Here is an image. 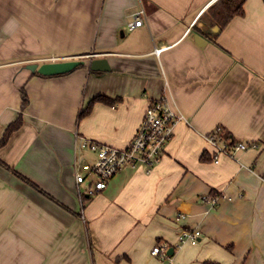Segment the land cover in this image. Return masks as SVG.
<instances>
[{
	"label": "crops",
	"instance_id": "obj_1",
	"mask_svg": "<svg viewBox=\"0 0 264 264\" xmlns=\"http://www.w3.org/2000/svg\"><path fill=\"white\" fill-rule=\"evenodd\" d=\"M217 1L0 0V139L23 116L0 147L11 167L0 164V264H165L157 244L172 264H264V0H245L223 27L209 13ZM140 8L144 24L130 29ZM100 57L109 70L89 68ZM66 59L85 63L26 67ZM100 95L112 103L81 116ZM162 96L185 119L158 162L81 198L75 163L96 157L83 140L126 148ZM220 131L259 147L215 160L206 136L222 142ZM194 228L199 241L179 244Z\"/></svg>",
	"mask_w": 264,
	"mask_h": 264
},
{
	"label": "built area",
	"instance_id": "obj_2",
	"mask_svg": "<svg viewBox=\"0 0 264 264\" xmlns=\"http://www.w3.org/2000/svg\"><path fill=\"white\" fill-rule=\"evenodd\" d=\"M145 10L132 12L128 22L130 29L144 24ZM158 51V50H157ZM56 59V58H55ZM185 119L171 108L167 98L162 96L151 102L144 113L143 119L135 132L132 140L126 148L120 149L114 146L99 144L89 140H83L81 146L95 153V159L84 164L75 163L77 192L81 198L93 196L105 189L109 180L125 167H145L147 171L158 162L169 141L171 140L174 127L179 120ZM207 140L215 147L214 159L220 154L234 155L236 152L246 150L250 147H259L257 143L229 140L219 142L214 134L206 136ZM88 182L87 189L83 192L80 184ZM219 196H203L202 200L214 206L219 201ZM184 215L181 214L180 217ZM201 230L183 229L179 234V244L185 242L197 243ZM167 244H157L152 249V254L160 256L165 264H172L173 259L167 252Z\"/></svg>",
	"mask_w": 264,
	"mask_h": 264
},
{
	"label": "trees",
	"instance_id": "obj_3",
	"mask_svg": "<svg viewBox=\"0 0 264 264\" xmlns=\"http://www.w3.org/2000/svg\"><path fill=\"white\" fill-rule=\"evenodd\" d=\"M245 0H218L216 3H214L210 8H209V13L217 20V22L219 23V25L221 27L225 26L227 24V22L235 15H241L243 14V4H244ZM33 73H37L38 72H33ZM22 109H24L28 102H29V98L27 95L26 90L23 88L22 89ZM98 101H102L105 103H112V100L104 97V96H96L94 97L89 104L87 105V107L85 108V110H83L81 112V116L87 115L90 113V111L93 108V105L98 102ZM23 124V116L22 114H20L18 116V118L16 120H14L13 122H11L8 127L5 129L3 136L0 139V147H2L3 145H5L7 143V141L9 140L10 136L17 131ZM219 138L226 140H229L230 137L227 134L223 135V131H220V135ZM231 143H234V139L231 138ZM0 164L11 169V167L6 164L3 160L0 159ZM14 172L16 174H18L23 180H25L27 183L38 187L35 183H33L30 179H28L27 177L23 176L22 174L16 172L14 170Z\"/></svg>",
	"mask_w": 264,
	"mask_h": 264
},
{
	"label": "water",
	"instance_id": "obj_4",
	"mask_svg": "<svg viewBox=\"0 0 264 264\" xmlns=\"http://www.w3.org/2000/svg\"><path fill=\"white\" fill-rule=\"evenodd\" d=\"M84 63L85 61L81 59H66L45 61L42 63L32 62L27 64L26 67L32 72H38L42 75H56L70 72ZM88 66L92 70L107 71L110 69L107 58L104 57L91 59ZM171 250L173 252V248H171Z\"/></svg>",
	"mask_w": 264,
	"mask_h": 264
}]
</instances>
